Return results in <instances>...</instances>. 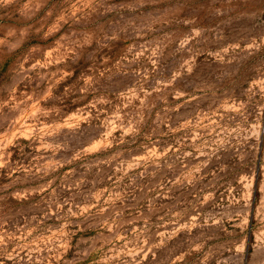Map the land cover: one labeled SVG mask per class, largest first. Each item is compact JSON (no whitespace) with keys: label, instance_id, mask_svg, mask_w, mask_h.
<instances>
[{"label":"rangeland","instance_id":"1","mask_svg":"<svg viewBox=\"0 0 264 264\" xmlns=\"http://www.w3.org/2000/svg\"><path fill=\"white\" fill-rule=\"evenodd\" d=\"M0 264H264V0H0Z\"/></svg>","mask_w":264,"mask_h":264}]
</instances>
